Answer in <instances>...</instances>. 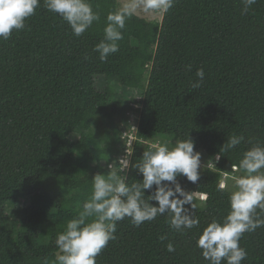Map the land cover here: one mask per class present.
I'll return each mask as SVG.
<instances>
[{"label":"trees","instance_id":"trees-1","mask_svg":"<svg viewBox=\"0 0 264 264\" xmlns=\"http://www.w3.org/2000/svg\"><path fill=\"white\" fill-rule=\"evenodd\" d=\"M90 3L102 21L81 36L40 0L25 29L0 39V264L54 260L55 239L88 199L93 175L124 159L127 182H137L131 164L150 143L172 147L188 137L211 163L195 184L178 178L199 225L181 233L167 216L139 227L125 218L96 264H209L196 241L229 210L232 190L218 185L243 175L233 166L264 144V0L247 13L241 0H175L159 21L135 12L104 62L93 49L123 2ZM201 68L202 86L192 89ZM233 134L244 140L214 160ZM239 245L241 264H264V226Z\"/></svg>","mask_w":264,"mask_h":264},{"label":"clouds","instance_id":"clouds-1","mask_svg":"<svg viewBox=\"0 0 264 264\" xmlns=\"http://www.w3.org/2000/svg\"><path fill=\"white\" fill-rule=\"evenodd\" d=\"M174 2L131 0L120 11L108 14L104 38L93 49L99 60L104 62L118 51V42L123 39L121 30L137 8L144 12L167 13ZM241 3L242 12L247 13L256 0H241ZM39 6L40 0H0V39L7 40L14 30L25 29V21ZM43 6L67 22L77 37L100 18L93 11L90 0H43ZM195 75L197 79L191 82L192 89L202 86L204 70L197 69ZM243 140V136L231 135L214 160H220L221 153L232 150ZM201 166L202 153L196 150L195 142L189 137L172 147L162 144L143 151L142 157L131 164L142 177L137 182H127L125 173L129 161H123L119 167L108 164L107 173L93 175L88 199L57 235L55 259L45 257L43 264H96V257L110 240L116 239V223L125 218L139 227L158 216H167L170 227L181 233L197 227L199 219L193 215L197 205L178 178L184 177L195 184L200 178ZM233 168L242 171L243 175L235 180L234 189L229 193L227 214L209 222L196 241L209 264H241L247 252L240 247V238L244 233L264 226V144H253ZM225 188V183L220 182L218 189L223 191ZM199 199L203 207L207 195L202 194ZM167 250L174 251V246L169 243Z\"/></svg>","mask_w":264,"mask_h":264},{"label":"rangeland","instance_id":"rangeland-1","mask_svg":"<svg viewBox=\"0 0 264 264\" xmlns=\"http://www.w3.org/2000/svg\"><path fill=\"white\" fill-rule=\"evenodd\" d=\"M121 2H123L122 3V5H123V7L126 5V4H129V3H131V0H121ZM138 15H140V16H143V17H145L146 19H148V20H160L161 19V15H162V13L161 12H144L143 10H142V8H137L136 9V11H135ZM100 18H99V20L98 21H95L93 24L94 25H98V23L99 22H101L102 21V17L101 16H99ZM128 134V136H127V145H129V146H131L132 145V143H133V134H131V133H127ZM165 139H159L158 138V140H156L155 141V143H150V148L151 147H154V146H158V145H162V144H165ZM202 159H203V156H202ZM123 161H125L124 159H122ZM204 161V159L202 160V166H201V169H203V167L206 165V166H210L211 167V163H210V161L209 162H207V163H204L203 162ZM200 169V170H201ZM199 170V171H200ZM233 170H234V168H233ZM234 173H232L229 177H227V179H226V181L227 182H225V185L227 184V187L229 188V189H231V190H233L234 189V184H235V180L238 178V177H236L235 175H233Z\"/></svg>","mask_w":264,"mask_h":264}]
</instances>
